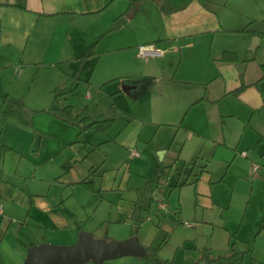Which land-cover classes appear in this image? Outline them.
Instances as JSON below:
<instances>
[{"label": "crops", "instance_id": "crops-1", "mask_svg": "<svg viewBox=\"0 0 264 264\" xmlns=\"http://www.w3.org/2000/svg\"><path fill=\"white\" fill-rule=\"evenodd\" d=\"M232 1L192 0L165 14L163 0H0V264H22L37 243H75L82 231L101 239L132 235H110L103 227L113 212L101 211L98 196L107 158L97 165L91 156L98 148L82 137L84 131L78 127L71 136L76 125L44 111L61 84L73 93L81 83L104 91L116 85L105 97L117 106V119L101 144L120 141L129 151L123 128L140 129L137 140L166 128L171 145L185 132L180 153L191 144L198 157L204 152L221 160L220 180L238 175V162L251 167L261 159L264 165V26L250 27ZM144 43H155L160 54L139 56ZM225 50L240 59L222 60ZM29 77L38 87L25 88ZM70 81L76 90L65 86ZM120 118L124 125L114 129ZM246 145L255 147L252 160L249 151H238ZM135 199L115 209L118 221L132 224ZM160 204L162 225L177 231L182 219ZM137 235L142 243L141 230ZM174 263L183 264L176 256ZM103 264L154 263L125 255Z\"/></svg>", "mask_w": 264, "mask_h": 264}, {"label": "rangeland", "instance_id": "rangeland-1", "mask_svg": "<svg viewBox=\"0 0 264 264\" xmlns=\"http://www.w3.org/2000/svg\"><path fill=\"white\" fill-rule=\"evenodd\" d=\"M232 2L235 8H241V10H235L238 17L247 23L250 22V27L264 26V0H233ZM32 78H27L24 83L26 89H30L32 86L38 87L39 82L33 83L34 79ZM67 85L65 86L74 87L71 81ZM99 86L96 84L89 87V85L81 83L80 87L76 86L78 88L76 93L73 91L67 93L68 99L63 98L61 105L73 104L75 114L88 103L95 105L100 111L105 110L108 108L106 104H110L111 100L108 95L106 97L105 95L107 92H111L116 85L107 91L102 90ZM76 88L74 87L75 90ZM88 91L92 96L87 98ZM45 94L47 93L45 92ZM35 100H37L35 97L28 99L29 102ZM3 122L4 120L0 119V125H5ZM120 125H124L123 118H120L114 125V129L119 128ZM70 129L71 136H75L78 126H70ZM139 131L140 129L133 130V126L123 128L122 131V137L125 136L127 144L131 143L128 146L140 151L139 156L132 158L129 156L130 150L128 151L125 145L119 143L120 141L112 140L101 144V139L110 134L109 132L99 131L93 127L84 131L82 135L84 139L92 143L93 148H98L91 156L98 163L97 165L101 166L102 159L107 158L100 168V171L105 172L102 183L104 190L98 192V196L101 198V211L107 214L108 209L112 208L113 212L111 219L103 224L104 229H108L110 235L116 233L117 236H123L125 230H134L133 222L127 225L118 221L115 209L122 204L132 206V199L137 197V189L146 186L148 180L155 179L160 173L162 164H171L172 172L169 179H164L159 185H152L147 193L148 197L153 195L155 199L152 212L147 213V215L153 216V219H146L139 228L142 233V243L147 246L151 245L158 231L161 230L162 233L167 232V237L157 252L156 257L159 259L174 263L176 256V263L209 264L206 259H200L204 247H209L212 254L217 256L225 254L231 246H234L240 250L251 249L250 252L245 253L241 264H264V165L261 163L263 160L256 159L252 162V164L260 165L256 172H253L252 166L238 162L240 163L238 175L229 173L223 180H220L224 173L221 160L214 158L212 154L206 155L204 152L198 157L190 150L191 144L186 147L184 153H180L179 146L185 136L184 131L179 132L172 145L166 128L156 135H154V129H150L146 133L147 135H143L140 140H137ZM99 143L102 145L101 147H97ZM242 149L249 151L248 159L252 160V155L255 154L254 145L251 147L241 146L238 150L239 153ZM197 159L199 164L195 165L193 162ZM87 163L91 165L90 159ZM76 164L78 168H83L82 163ZM205 164L209 171H204L198 176L202 165ZM193 167L194 169H192ZM178 183L179 185H177ZM162 198L164 200H161ZM160 200L167 204L169 213L175 211L182 219L177 231L165 229L162 225L165 212L158 208ZM186 222H190L194 226H188L185 224ZM119 238L102 239H124ZM54 244L70 245L74 243ZM135 257L141 259L139 256Z\"/></svg>", "mask_w": 264, "mask_h": 264}, {"label": "trees", "instance_id": "trees-1", "mask_svg": "<svg viewBox=\"0 0 264 264\" xmlns=\"http://www.w3.org/2000/svg\"><path fill=\"white\" fill-rule=\"evenodd\" d=\"M191 1L192 0H163L161 9L165 14L173 13L185 8ZM200 1L203 3L210 2V0ZM221 59L225 61H238L240 57L236 51L225 50L221 56ZM145 82L146 80L143 79L135 81V83L140 85L144 84ZM243 87L244 85L239 87L235 91L238 92ZM70 91L71 89L65 88L62 85L55 87L53 89V104L49 108L44 109V111L50 113L53 116H56L57 118L67 123L78 126L80 132H83L93 126H95L99 131L106 132L111 126H113L117 119V106L114 103L110 104L107 109L102 111L98 110L95 105L88 103L82 107L80 112L75 114L72 104L68 103L61 105V101L63 98H65L66 100L68 99L67 93ZM193 163L195 164V162ZM205 167L206 164L202 165V169L198 173V176H200L202 172L205 171ZM171 172V164H162L159 175L153 180H148L147 185L142 189H137V197L134 201L135 206L131 215V219L133 225H135V228L134 230H132L131 236L138 234L139 228L146 219L147 213L152 212L153 200L155 199V197L153 195L148 197L147 193H149V188L154 184H161L164 179H169ZM82 184L88 189H95L93 181L83 180ZM177 185H179V183ZM166 237L167 232L162 233L161 230L158 231V234L153 240L152 244L149 246L145 245L147 247V254L144 256H140V258L143 259L146 263L170 264L169 260H161L156 257L157 252L161 248L163 242L166 240ZM250 250V248H248L247 250H240L235 248L234 246H231L229 251H227L225 254L215 256L212 254V251L209 247H204L202 249L200 259H206L209 264H238L243 259L245 253H247L248 251L250 252Z\"/></svg>", "mask_w": 264, "mask_h": 264}, {"label": "water", "instance_id": "water-1", "mask_svg": "<svg viewBox=\"0 0 264 264\" xmlns=\"http://www.w3.org/2000/svg\"><path fill=\"white\" fill-rule=\"evenodd\" d=\"M129 86L135 85L125 87ZM146 254L147 247L136 235L123 240H106L95 237L91 232L82 231L74 244H34L29 248L22 264H81L89 261L103 264L105 260L125 255L140 257Z\"/></svg>", "mask_w": 264, "mask_h": 264}, {"label": "built area", "instance_id": "built-area-1", "mask_svg": "<svg viewBox=\"0 0 264 264\" xmlns=\"http://www.w3.org/2000/svg\"><path fill=\"white\" fill-rule=\"evenodd\" d=\"M161 50L158 49L157 45L155 43H144L139 45L138 47V55L141 57H149V56H154L160 54ZM17 72H21V67L17 66L16 67ZM131 155L132 157H136L140 155V151L137 150L136 148H131ZM244 155L247 154V151L242 152ZM260 165L257 163H253L252 165V170L253 172H256L259 169ZM161 208H166V204L161 201L160 204ZM2 210V207L0 206V211ZM188 225H192V223L187 222Z\"/></svg>", "mask_w": 264, "mask_h": 264}]
</instances>
